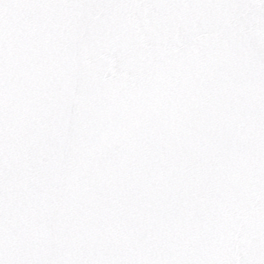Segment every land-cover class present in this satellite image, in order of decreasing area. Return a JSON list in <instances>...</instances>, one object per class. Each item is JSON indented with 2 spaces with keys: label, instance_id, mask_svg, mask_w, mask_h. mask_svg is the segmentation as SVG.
<instances>
[{
  "label": "snow or ice",
  "instance_id": "obj_1",
  "mask_svg": "<svg viewBox=\"0 0 264 264\" xmlns=\"http://www.w3.org/2000/svg\"><path fill=\"white\" fill-rule=\"evenodd\" d=\"M0 264H264V0H0Z\"/></svg>",
  "mask_w": 264,
  "mask_h": 264
}]
</instances>
